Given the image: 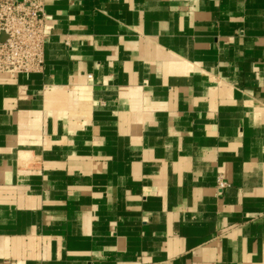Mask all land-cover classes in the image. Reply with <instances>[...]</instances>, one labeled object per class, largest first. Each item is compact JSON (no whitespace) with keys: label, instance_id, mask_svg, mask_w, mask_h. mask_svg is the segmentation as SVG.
Listing matches in <instances>:
<instances>
[{"label":"crops","instance_id":"crops-1","mask_svg":"<svg viewBox=\"0 0 264 264\" xmlns=\"http://www.w3.org/2000/svg\"><path fill=\"white\" fill-rule=\"evenodd\" d=\"M43 1L42 70L0 73V264H264V0Z\"/></svg>","mask_w":264,"mask_h":264},{"label":"built area","instance_id":"built-area-1","mask_svg":"<svg viewBox=\"0 0 264 264\" xmlns=\"http://www.w3.org/2000/svg\"><path fill=\"white\" fill-rule=\"evenodd\" d=\"M43 0H0V73L40 72L43 48L48 34L45 30ZM229 183L221 174L216 177L219 191Z\"/></svg>","mask_w":264,"mask_h":264},{"label":"water","instance_id":"water-1","mask_svg":"<svg viewBox=\"0 0 264 264\" xmlns=\"http://www.w3.org/2000/svg\"><path fill=\"white\" fill-rule=\"evenodd\" d=\"M3 38V35L0 36V39Z\"/></svg>","mask_w":264,"mask_h":264}]
</instances>
